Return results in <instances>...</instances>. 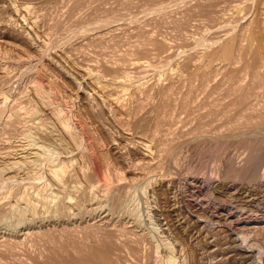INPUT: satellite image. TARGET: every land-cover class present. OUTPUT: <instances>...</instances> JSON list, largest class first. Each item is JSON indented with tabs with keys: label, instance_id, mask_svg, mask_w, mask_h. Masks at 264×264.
I'll use <instances>...</instances> for the list:
<instances>
[{
	"label": "rangeland",
	"instance_id": "374dc122",
	"mask_svg": "<svg viewBox=\"0 0 264 264\" xmlns=\"http://www.w3.org/2000/svg\"><path fill=\"white\" fill-rule=\"evenodd\" d=\"M263 119L264 0H0V264H264Z\"/></svg>",
	"mask_w": 264,
	"mask_h": 264
},
{
	"label": "bare ground",
	"instance_id": "6f19581e",
	"mask_svg": "<svg viewBox=\"0 0 264 264\" xmlns=\"http://www.w3.org/2000/svg\"><path fill=\"white\" fill-rule=\"evenodd\" d=\"M43 100V99H42ZM45 100V99H44ZM56 112V111H55ZM17 113V112H16ZM23 115V114H22ZM57 116V115H56ZM32 118V117H31ZM263 118V117H262ZM61 119V118H60ZM25 120V119H24ZM34 120V119H33ZM264 120V119H263ZM65 121V120H64ZM63 120L61 121V122H64ZM253 121V120H252ZM258 121V120H257ZM27 122V121H26ZM32 122V121H31ZM35 122V121H34ZM254 122V121H253ZM259 122V121H258ZM263 122V121H262ZM262 122H260V123H262ZM29 123V122H28ZM252 123V122H251ZM258 124V123H257ZM257 124H255V128H257ZM263 124V123H262ZM244 125H245V123H244ZM251 125V124H250ZM253 125V124H252ZM251 125V126H252ZM259 126H260V124H259ZM35 127V126H34ZM254 126H252V130L254 129L253 128ZM259 128V127H258ZM71 129V128H70ZM66 130V129H65ZM65 130H62V131H65ZM244 130V129H243ZM256 130V129H255ZM242 131V130H241ZM241 131H239V132H241ZM68 132H71V131H68ZM67 132V133H68ZM232 132V131H231ZM230 132V133H231ZM251 132H254V130L253 131H251ZM258 132V131H257ZM257 132H254V135H255V133H257ZM260 132V131H259ZM237 133V132H236ZM242 133V132H241ZM226 134V133H225ZM239 134V133H238ZM260 134L262 135V133L260 132ZM259 134V135H260ZM27 135V134H26ZM253 135V134H252ZM258 135V134H257ZM260 135V136H261ZM72 136V135H71ZM218 136V135H217ZM224 136V135H223ZM233 136H234V134H233ZM240 136H242V135H240ZM222 137V136H221ZM226 137V136H225ZM228 137H229V135H228ZM230 137H232V136H230ZM238 137V136H237ZM250 137V136H249ZM258 137V136H257ZM217 138H220V137H217ZM252 138L254 139V137L252 136ZM215 139V138H214ZM221 139H223V138H221ZM220 139V140H221ZM230 139V138H229ZM232 139V138H231ZM233 140V139H232ZM238 140V139H237ZM242 140H244V142H243V144H240V145H243L242 147H245V149L247 150V153H246V155H245V157L243 158V160H244V163H243V165L239 168V169H237L236 167H235V165L233 166V164L231 163V161L232 160H230L232 157L231 156H229V158L227 159V161H221L222 160V158H223V156H224V153H227L226 151L229 149V144H232V143H226V142H223V140L221 141V143L217 146L216 145V147L214 148H211L210 146L212 145H210V146H208V147H210L209 149L207 148L206 149V151L205 152H203L205 155H207L206 154V152H208L209 151V153H210V155L212 156V157H214V159L216 160V162L217 161H221L222 163V166H221V169L220 170H222L223 168V170L221 171V173H222V178H223V176L225 177H227V175H229L230 173H236L235 174V177H236V175H237V177H239V175H241L240 177H242L243 178V175H245L246 176V174L249 176V177H251L250 179H252V178H256L257 177V175H258V173H259V171H260V169L262 170V168L264 169V136H262V138H256V140H250V138L248 139V137L247 138H245L244 139V137H242ZM227 141V140H226ZM234 141H236V139L234 140ZM32 142V141H31ZM229 142H230V140H229ZM233 142V141H232ZM237 143H238V141H236ZM208 143V142H207ZM214 143V142H213ZM241 143H242V141H241ZM209 144V143H208ZM32 145V144H31ZM38 145V144H37ZM240 145H239V148H240ZM205 146V145H204ZM22 148V147H21ZM27 148V147H26ZM85 148H86V146H85ZM41 149V148H40ZM236 149H238V148H236ZM241 149H244V148H241ZM87 150V149H86ZM232 150V149H231ZM31 151V150H30ZM200 151V150H199ZM236 151V150H235ZM241 151V150H240ZM28 153V152H27ZM240 153V152H239ZM238 153V154H239ZM242 153V152H241ZM240 153V154H241ZM92 154V153H91ZM193 154H194V152H193ZM87 155H88V153H87ZM204 155V156H205ZM225 155H227V154H225ZM36 156V155H35ZM34 156V157H35ZM228 156V155H227ZM40 157V156H39ZM62 157H64V156H62ZM187 157V156H186ZM201 157V156H200ZM231 157V158H230ZM235 157H236V155H235ZM15 158H16V156H15ZM57 158V157H56ZM74 158V157H73ZM199 158V157H198ZM239 158V157H238ZM67 159V158H66ZM95 159V158H94ZM93 159V160H94ZM233 159V158H232ZM23 160V159H22ZM60 160V159H59ZM213 160V159H212ZM15 161V160H14ZM21 161V160H20ZM53 161V160H52ZM51 160L49 161V163L50 164H52L53 162H52ZM188 161V160H187ZM29 162V161H28ZM31 162H32V160H31ZM36 162V161H35ZM35 162L34 163H32V164H34L35 165ZM52 162V163H51ZM93 162V161H92ZM204 162V161H203ZM215 162V163H216ZM224 162H226V164L224 163ZM56 163V162H55ZM53 164V166H52V168H51V170H50V168H49V170L50 171H52V173H53V175H54V177H57L56 179H62V178H60L61 177V175L63 174L62 172L65 170V168L67 167L66 166V164L65 163H63V162H61V160H60V163L58 162V164ZM218 163V162H217ZM12 164V163H11ZM10 164V165H11ZM36 164H37V162H36ZM40 164V163H39ZM45 164V163H44ZM50 164H48L49 166H50ZM96 164V163H95ZM204 164V163H203ZM213 164H214V162H213ZM212 164V165H213ZM220 164V163H219ZM241 164V163H240ZM16 166V165H15ZM39 166V165H38ZM44 166V165H43ZM48 166V167H49ZM66 166V167H65ZM98 166V165H97ZM201 166H203V165H201ZM206 166V165H205ZM217 166V165H216ZM224 166V167H223ZM30 167V166H29ZM34 168V166H31L30 168ZM69 167V166H68ZM213 167V166H212ZM223 167V168H222ZM236 169H235V168ZM35 168H37V167H35ZM39 168V167H38ZM95 168V167H94ZM100 168V167H99ZM204 168V167H203ZM22 169V168H21ZM219 169V168H218ZM213 170V169H212ZM101 171V170H100ZM217 171V170H216ZM261 172V171H260ZM262 172H263V170H262ZM39 173V172H38ZM51 173V172H50ZM264 173V172H263ZM262 173V174H263ZM64 175V174H63ZM33 176V175H32ZM60 176V177H59ZM264 176V175H263ZM230 177V176H229ZM259 177V176H258ZM39 178V177H38ZM37 178V179H38ZM48 178V177H47ZM64 178V177H63ZM246 178V177H245ZM23 179V178H22ZM55 179V178H54ZM236 179V178H235ZM26 180H27V178H26ZM25 180V181H26ZM30 180V179H29ZM243 180V179H242ZM36 181V180H35ZM53 181V180H52ZM62 181V180H61ZM27 182V181H26ZM25 182V183H26ZM42 182H44L43 180H42ZM50 182H51V180H50ZM20 183V182H19ZM30 183V182H29ZM31 183H32V181H31ZM34 183H37V182H34ZM237 183V182H236ZM240 183H242L241 181H240ZM22 184V183H21ZM27 184V183H26ZM60 185H61V183H60ZM64 185V184H63ZM63 185H61V186H63ZM236 185V184H235ZM7 186H8V184H7ZM15 186V185H14ZM43 186V185H42ZM27 187V186H26ZM28 187H29V185H28ZM43 187H45V186H43ZM64 187V186H63ZM13 188V187H12ZM16 188V187H15ZM37 189V188H36ZM42 189V188H41ZM40 189V190H41ZM254 189V188H253ZM9 190V189H8ZM25 190V189H24ZM23 190V191H24ZM27 190V189H26ZM26 190H25V193H26ZM32 189H30V191H31ZM40 190H39V192H40ZM250 190V189H249ZM248 190V191H249ZM29 191V190H28ZM247 191V190H246ZM247 191V192H248ZM32 192H34V191H32ZM38 192V191H37ZM37 192H35V195H36V193ZM244 192V191H243ZM252 192V191H251ZM249 193V195H252V193ZM24 193V192H23ZM24 193V194H25ZM31 193V192H30ZM41 194V193H40ZM32 195H33V193H32ZM31 195V196H32ZM34 195V196H35ZM39 195V193H37V197H39L38 196ZM44 195H45V193H44ZM19 196H21V195H19ZM27 197V196H26ZM42 197V196H41ZM244 197V196H243ZM247 197V196H246ZM22 198V197H21ZM20 198V199H21ZM24 198V197H23ZM22 198V199H23ZM28 198V197H27ZM42 198H45V197H42ZM73 198V197H72ZM26 199V198H25ZM240 199V198H239ZM247 199V198H246ZM243 200V199H242ZM27 201H28V199H27ZM37 202V201H36ZM43 202V201H42ZM69 203H72V202H69ZM37 204V203H36ZM28 207V206H27ZM166 223V222H165ZM168 224V223H167ZM164 229H166V228H164ZM168 229V228H167ZM161 237V236H160ZM213 240V239H212ZM158 242H160V241H158ZM157 242V243H158ZM212 243V242H211ZM164 244V243H163ZM218 246V245H217ZM220 246V245H219ZM225 247V246H224ZM261 247V246H260ZM221 248V247H220ZM262 248V247H261ZM169 249V248H168ZM225 249V248H224ZM219 252V251H218ZM260 252V251H259ZM169 257V256H168ZM171 257V256H170ZM222 257V256H221Z\"/></svg>",
	"mask_w": 264,
	"mask_h": 264
}]
</instances>
